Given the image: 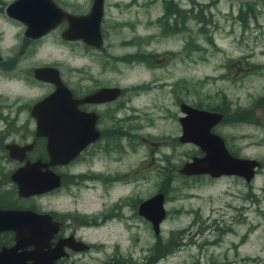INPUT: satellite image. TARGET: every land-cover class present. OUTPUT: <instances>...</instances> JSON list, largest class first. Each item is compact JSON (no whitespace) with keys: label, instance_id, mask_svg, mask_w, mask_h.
<instances>
[{"label":"flooded vegetation","instance_id":"1","mask_svg":"<svg viewBox=\"0 0 264 264\" xmlns=\"http://www.w3.org/2000/svg\"><path fill=\"white\" fill-rule=\"evenodd\" d=\"M53 2L69 14L87 16L94 0ZM134 3L116 0L114 6L130 8ZM7 5L2 7L0 2V17L8 26L12 23L20 28L10 35L13 40L0 39V210H31L51 216L52 223L35 227L49 239L44 250L61 246V254L51 260L44 258L45 263L143 264L121 252L93 258L91 253L95 254L100 244L88 241V237L103 234L100 231L104 229H127L130 221L146 220L152 227V222L139 213L140 204L158 193L165 202L177 179L201 178L207 185L223 178L245 181L232 174L187 175L180 169L195 156L206 158V163L216 161L223 157L224 149L235 158L255 159L246 150L264 142V134H260L264 131L260 128L264 126V95L255 103L241 105L223 89L214 94L193 93L184 87L187 77H177L176 72L178 63L192 62L193 48L199 46L198 34L211 46L216 45L213 31L218 27L213 25L211 8L220 5L219 13L230 17L231 22L262 30L264 0H164L163 15L156 24L164 37L175 39L179 47L162 54L146 48L141 39L110 38L105 25L110 0H104L99 27L96 22L92 25L88 41L76 36L77 30L71 38L66 37L69 22L65 18L44 34H36L38 29L28 34L25 23L7 14ZM194 14L201 22L196 29L190 24ZM117 21L126 28V20ZM130 46L135 50L129 51ZM234 62L229 68L240 61ZM135 69L150 77L123 84L125 74ZM175 78L184 86L168 81ZM187 107L204 111L198 131L205 143L202 149L192 141L181 140L182 120L192 121ZM156 119L172 120L173 130L145 133V126L153 125ZM71 141L84 144L76 146L67 161L64 150L69 145L65 144ZM151 180L158 187L145 198L144 185ZM81 188L90 191L98 206L87 214L62 209L58 201ZM247 213L244 207L234 217L208 210L202 220L190 221L172 237L170 255L178 257L184 251L186 264H235L228 254L247 262L249 257H242L240 250L256 228L246 222ZM242 226L245 231L239 236L237 229ZM16 234L12 229L1 230L0 250L13 246ZM155 236L154 250L160 255V233ZM80 241L87 248H75ZM32 249V245L27 246V251Z\"/></svg>","mask_w":264,"mask_h":264},{"label":"rangeland","instance_id":"2","mask_svg":"<svg viewBox=\"0 0 264 264\" xmlns=\"http://www.w3.org/2000/svg\"><path fill=\"white\" fill-rule=\"evenodd\" d=\"M10 1L0 0L2 7ZM114 1L116 0H110L105 19L111 39L116 41L141 39L146 48L154 52L157 51L159 54H162L166 49L179 47V43L174 41L175 39L164 37L156 24V21L163 15L164 0H134L135 3L130 8L115 7ZM196 1L205 2L206 0ZM121 4L122 1L119 5ZM219 9L220 5L217 8H211V12L214 13L213 25L216 24L218 27L213 31L216 45L211 46L202 34H198L199 46L193 48L192 62L178 63L176 76L185 75L187 84L183 86L192 89L193 93L214 94L223 89L228 97L238 104L255 103L257 97L264 95V27L262 30L243 27L236 21L232 20L231 22L230 17L219 13ZM197 18L194 14L190 21L192 29L201 26V22ZM118 19L127 21L126 28L118 23ZM7 22L3 17H0V39L11 41L13 38L10 35L16 33L15 30L17 31L20 27L12 23L13 27L8 26ZM128 50L133 51L135 48L130 46ZM237 60L240 62L229 68ZM221 66L228 67V69ZM239 68L245 69L239 70ZM224 74L226 77L220 78V75ZM149 77L146 72L135 69L125 74L123 84L132 85ZM168 81L170 83L176 81L178 87H183L179 78ZM173 127L170 119H156L153 125L145 126V133L171 132ZM260 128H264V126ZM260 134H264V131L260 130ZM193 149L196 151L195 147ZM246 153L261 163V167L256 171L251 182H246L241 178H223L207 185L201 178H181L172 185V189L165 196L166 218L160 224L159 239L163 247L161 249L163 252L167 250V254L163 258L159 256L158 261L154 259L157 256L154 250L157 236L146 220L130 221L127 224V229L120 226L112 230H101L100 232L103 234H91L88 241L100 244L98 251L95 254L91 253V256L104 259L111 254L121 252L128 259L131 258L135 262L143 264H186L184 251L179 253L178 257L170 255L169 245L172 237L174 238L190 221L202 220V216L208 214V210H214L217 214L222 212L226 217H234L238 215V209L244 207L248 210L249 216L246 222L256 225L252 235L249 236V243L240 250V255L248 256L249 260L245 263L242 260L238 261L233 254H228L227 257L231 261L235 259V264H264V142L249 147ZM157 187L153 180L146 182L142 192L143 196L145 198L151 196L156 192ZM248 195H250V202H248ZM252 195L253 197H251ZM254 199L256 202H252ZM58 203L62 209L85 214L92 211L93 207L98 206L91 199L90 191L84 188L73 189L70 195H65L64 199L59 200ZM255 205L256 207H254ZM255 210L256 212H254ZM237 230L240 232L238 235L241 236L245 228L242 226ZM101 235L108 237L102 238ZM237 239L236 236L235 241ZM85 259L94 262L88 256H85Z\"/></svg>","mask_w":264,"mask_h":264},{"label":"water","instance_id":"3","mask_svg":"<svg viewBox=\"0 0 264 264\" xmlns=\"http://www.w3.org/2000/svg\"><path fill=\"white\" fill-rule=\"evenodd\" d=\"M103 2L104 0H94L91 11L87 16L69 14L59 8L53 0H14L7 5L6 12L9 16L18 18L25 23L28 27L26 33L31 35L35 34L34 32L37 29L39 31L36 34H44L65 18L69 22V29L65 32V36L71 38V33L77 30L76 36H82L88 41L92 25H95L96 22V28L99 27L103 14ZM185 110L189 115L192 114V121L186 123L185 119L182 120L183 135L181 140L192 141L202 149L205 143L203 144L200 137L201 133L198 131L201 129V118L204 115V111L190 107ZM83 144L84 142L77 143L72 141L66 143L65 146L69 145V147L64 150L65 158L68 159L70 157L71 159L75 154V147H81ZM217 161L219 162L215 164ZM260 167L261 163L257 159L235 158L230 156L224 149L223 157L216 161L209 160L206 163V158L193 157L191 162H187L180 169V172L187 175L206 172H210L214 176L232 174L243 177L245 181L250 182ZM139 213L152 222L154 234L159 235L160 224L166 217L163 194L158 193L142 202L139 206ZM42 223H52L51 216L36 214L31 210H0V231L12 229L17 233L15 244L0 250V264H50L49 262L45 263L44 258L47 260L57 258L61 254V246L44 250L48 246L49 239L45 237L43 230H37L35 227L42 225ZM28 245H32L33 249L27 251ZM76 245L75 248H87V245L81 241L76 242ZM27 259H32L33 262L27 263Z\"/></svg>","mask_w":264,"mask_h":264},{"label":"trees","instance_id":"4","mask_svg":"<svg viewBox=\"0 0 264 264\" xmlns=\"http://www.w3.org/2000/svg\"><path fill=\"white\" fill-rule=\"evenodd\" d=\"M167 254V250H164V252H161V254L159 255V254H155V255H157L154 259H156V258H158L159 256L160 257H163V256H165Z\"/></svg>","mask_w":264,"mask_h":264}]
</instances>
